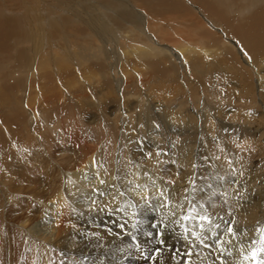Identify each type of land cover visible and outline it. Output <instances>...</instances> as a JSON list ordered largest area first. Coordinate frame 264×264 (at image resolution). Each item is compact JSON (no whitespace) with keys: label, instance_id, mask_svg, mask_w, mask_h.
<instances>
[{"label":"bare ground","instance_id":"obj_1","mask_svg":"<svg viewBox=\"0 0 264 264\" xmlns=\"http://www.w3.org/2000/svg\"><path fill=\"white\" fill-rule=\"evenodd\" d=\"M216 1L224 4L222 0ZM246 1L245 7L238 2V5L227 9L228 15H223L218 14L221 13L219 9L218 13L213 10L211 4L203 9L199 0H0V235H5L7 241L10 236L16 244L36 248L37 254L43 253L41 242H44L49 245L48 256H51V249L58 250L60 238L66 235V228L75 224L76 217L65 207L63 215L57 218L54 214L61 209L56 205L49 208L46 199L51 196L55 201L63 197L61 203L67 201L71 205L75 202L77 206L87 199L85 185L88 181L83 179L81 172L87 171L85 165L93 154H97V161L100 160L102 153L96 151L98 141H104L103 146L108 152L117 144L123 152L121 160L125 163L129 153L139 155L137 147L127 151L125 136L120 134L118 140L117 135L112 134L118 131L114 116L110 117L111 121L103 119L113 124L109 127L110 132L107 131L108 137L103 140L99 136L97 140L92 138L90 143L81 134L82 131L98 132L93 126L88 129L87 120L92 117L93 124L99 126L100 118L105 114L112 115L113 110L107 108L108 103L115 104L123 99L124 105L133 104L130 108H137V104L143 107L138 111L139 115L146 113L150 103L148 98L153 95L150 90L165 82L166 85L178 82L179 69L202 75L204 69L197 62V54H210L208 58L212 63L220 58L226 61L236 74H242V83L238 84L240 92L246 90V94H251L254 89L248 81V74L241 69L242 56L247 52L251 57L248 63H254L255 69L261 71L264 60V0ZM228 4H235V0ZM251 4L253 6L248 8ZM231 7L235 10L232 11ZM200 12L210 20L203 18V22L199 19ZM214 24L222 27L225 34L236 41L238 51L243 49L240 54L233 44H229L231 42L226 48L221 46L222 40L216 34L222 35V32H213L211 27L214 28ZM108 43L117 44L119 50L109 51ZM208 58L204 57L203 62ZM166 59L170 62L168 66L165 65ZM176 61L180 67L176 66ZM117 72L121 77H115ZM181 82L189 85L185 77ZM141 84L146 86L145 92L140 90ZM184 87L181 90L174 87L181 98L187 94L186 90L183 92ZM163 93L162 97L166 98ZM91 96L95 97V102L89 99ZM260 101L264 104V99ZM181 103H177L178 107ZM157 107L163 110L165 102L157 103ZM156 109L158 115L166 110L159 109L158 112ZM257 120L263 122L264 115L257 114ZM212 123L217 140L226 122L213 113ZM185 124L186 121L182 122ZM189 128L184 126L180 130L181 137L175 140L174 135L171 139L179 147L187 149L190 164L192 156L204 153L212 139L203 136L197 143L196 134ZM248 129L252 136L243 137L242 141L257 147L259 160H246V157H243L244 163L239 160L245 166L248 187L254 189L255 194L253 196L250 191L247 199L232 206L243 238L226 243L232 253L222 254L226 264H241V243L247 254L250 242L246 237L249 234L255 236L253 229L257 221L264 222V125L253 129L249 125ZM161 133L149 138L152 147L154 144L166 147V137ZM224 133L220 136L222 140L231 139ZM236 138L232 137V140ZM13 143L16 148L11 147ZM41 147L44 154L40 152ZM25 148L27 152H24ZM110 158L106 159L107 164L113 169L111 152ZM68 177L74 183H69ZM257 180L259 184L255 183ZM12 227L16 229V235L10 233ZM23 238L28 239L27 244L22 243ZM223 238L227 242L228 237L225 235ZM202 255L204 264H211L214 256ZM257 259L264 260V253H258ZM242 264H251V261H243Z\"/></svg>","mask_w":264,"mask_h":264},{"label":"snow or ice","instance_id":"obj_2","mask_svg":"<svg viewBox=\"0 0 264 264\" xmlns=\"http://www.w3.org/2000/svg\"><path fill=\"white\" fill-rule=\"evenodd\" d=\"M244 55L248 56V53L244 52ZM248 59L251 60V57L248 56ZM153 126L157 130L160 128L155 122ZM131 131L134 133L135 128ZM121 133L125 136V146L135 143L140 159L134 161L128 156L125 158L124 170L117 168L113 171L108 166L106 157L101 155L97 161V154H93L85 165L87 171L81 172L83 179L88 181L85 185L88 190L87 199L79 206L75 202L71 205L67 201L61 203L63 197L50 201L49 208L56 205L61 209L54 215L61 217L63 209L68 207L71 214L83 217L87 225L80 228L71 224V228L85 240L95 238L100 241L103 239L101 225L96 224L91 216L93 213L102 214L103 234L128 236V244L118 251L121 254L127 251L131 256V250L134 249L135 259L142 264H204L205 258L196 249L211 250L209 256L215 252L211 264H226L222 254H232L226 243L243 238L232 206L247 199L250 191L253 196L255 194V190L248 187L245 166L240 163L239 158H231L226 151L227 145L221 146L216 142L213 149L201 153L190 163L191 171L181 176L183 166L177 167L176 160L158 144H154L153 148H145L142 139H128L123 129ZM228 143L232 145L234 154L254 151L246 142L229 140ZM11 147L16 148V144H11ZM204 147L207 148V145ZM27 151L25 148L24 152ZM67 179L69 183H74L71 177ZM255 183L259 184L260 181ZM142 211L151 213V230L144 232L143 242L134 231L141 223ZM85 213L88 215L85 216ZM56 227L59 228L60 224L57 223ZM253 230L255 236L249 234L246 237L250 242L247 254L241 243V264L249 260L251 264H264V260L257 259L258 253H264V222L257 221ZM225 235L228 237L227 242L223 238ZM22 243L27 244L28 239L23 238ZM41 244L43 253H38L39 258L32 259L30 264H106L105 257L90 261L89 256L82 254V259L71 258L55 248L51 249L52 255L48 256L49 245L44 242ZM100 246L98 243L97 247ZM30 251L31 249L26 248L21 253L24 264H29L26 253Z\"/></svg>","mask_w":264,"mask_h":264},{"label":"rangeland","instance_id":"obj_3","mask_svg":"<svg viewBox=\"0 0 264 264\" xmlns=\"http://www.w3.org/2000/svg\"><path fill=\"white\" fill-rule=\"evenodd\" d=\"M199 1H202V2H200V5L203 9H204V7L206 8V6L211 4L212 7L214 8L213 10H215L218 13L217 9H219V11L221 13H218V14L224 13L223 15H226V14L228 15L229 10H227V9H229L230 6L238 5V2H239V4L242 5L241 7H245L247 5L246 0H244L243 2H241L240 0H235V4H233V5L228 4V3H231V0H225L227 5L225 4L224 0H222V2L224 4H222V3L218 4L216 0H212V1L211 0H199ZM214 1H216V2H214ZM203 2H204V5L202 6ZM216 3H217V5H216ZM252 6H253V4L249 5L248 8L252 7ZM231 10L233 11L235 9L232 8ZM202 14H203V17L201 16ZM198 17L202 21H203V18H207L205 16V14L202 12H200ZM210 18L214 21L213 17H210ZM208 20H210V19H208ZM214 25H215V27L213 26L214 28L211 27V30L213 32H216L219 30L222 32V35L219 33L216 34L217 36L219 35V39L222 40L221 44H223V45H221V44L220 45L222 47L225 46V48H226V46L228 45L227 43L231 42L229 44L230 45L233 44V46L238 51V44L236 43V41L233 38H231L230 36H227L222 27H220L219 25L217 26L216 24H214ZM182 36H185V35H182ZM223 37L224 38L226 37V38L224 39ZM116 45L108 43L107 48L109 49V51L112 50V51L117 52L119 49ZM230 45H229V47H230ZM239 51H241V50H239ZM239 54H240V52H239ZM197 55H198L197 57L199 59V60H197V62L202 64L203 66L201 68H203L205 70L204 71L202 69L203 70L202 75L200 73L198 75L197 72H195V73L190 72L189 73V72H187L188 71L187 69H179L178 82H176V83L170 82V83H168V85H166L167 82H165V83L161 84L162 86L158 87L159 89H161L160 91L156 86L152 85L155 88H154V90H152L153 89L152 88L150 90V92H152L153 95L157 94L159 96H153V95L149 96V98H148L150 101L149 108L148 109L146 108V113H141L140 115L138 114V111L142 110L143 107L139 106L138 104H137V108L134 109V108H130V104L133 105L132 103H128L127 105H124L123 102H125V101L123 99L116 101L115 104L108 103L107 108L108 109L112 108V110H113V111L111 110L112 115L109 116V115L105 114L103 116L104 118L103 117L100 118V119H102V121L99 119V122L97 123V125L100 123L99 126H96V124H93V122L91 121L92 117H90V119L87 120L88 129L91 130V126H93L92 128L98 129V132L97 133H95V132L91 133V132L87 131L85 133L82 131L81 134H83L85 136V138L88 139L87 142H90L91 139L95 138V137L97 140L99 138V136H101L102 140H103L104 137L105 138L108 137L107 134H108V132H110V131H108L109 127L111 125H113L112 123L107 122V120L111 121L110 117H113V116H114L116 126L118 125L117 126L118 131L117 132L114 131V133H112V132L111 133L113 135L116 134L118 140H120L119 135L120 134L122 135L121 129H123L125 133L127 132L126 133L127 138L133 139V140H135L137 138L142 139L144 141L145 148H153L151 145V140H149V138L155 134H159V132H162L163 135H165V137H166V139L164 140L166 147L162 146L161 149L166 151L171 156L172 159L176 160V166L177 167L183 166L181 168V172H180L181 176H184L186 172L191 171V169L189 168L190 164L188 161V152H187V149L186 150L184 149V146L179 147L178 145H176L177 142L172 143L173 140L171 139V137L175 135V140H177L178 137H181L180 133L182 131V128H184V126L185 127L190 126L189 129L194 131V135L196 134L197 143L201 142V140L203 139V136H205V139H209V140H210V138L212 139V141L209 143L210 147L208 149H206L205 152L213 149L215 143L219 142L221 144V146L227 145L228 148L226 149V151H227V154L231 158H234V159L239 158L243 161V157L244 158L246 157V160H248V159L250 160L252 158V161H258L259 159L257 160V158L259 156H258V154H257L258 152L256 150L257 147H253L251 145V147H253V149H254V152L252 151L253 153L245 151L243 153L237 152L234 154L232 152V148H231L232 145L229 144L228 141L232 140V137L233 138L237 137L235 140H237L239 142H243L242 141L243 137L248 138V137L252 136V132L248 129L249 125H250L251 129H253L255 127H262L264 125V120H263V122L262 121L258 122V120H257V114H260L261 116L264 115V104L260 101V100L263 101V99H264V92L262 93V91H264V83H263L264 82V60L262 61V64L260 67L261 71L260 70L257 71L254 67L255 64L254 63H248V57L242 54L244 61L241 64L242 65L241 69L243 70V72H246V74H248V81L250 82L251 85H253V89H254L251 94H246V90L240 92V90L238 89L239 82L242 83V81H241L242 74L241 75L236 74L234 72L233 67L228 66L229 64L226 61H224L220 58L219 59L220 61L216 60V62L212 63L211 60H209V58H208V57H210V54H208V55L206 54L207 56L206 55L202 56V54H197ZM263 56H262V58H264ZM204 57L208 58V59H204V62H203ZM171 58H173V57H171ZM200 60H201V62H200ZM208 62L210 64L206 65V63H208ZM219 62H220V66L218 65ZM169 63L170 62L166 59L165 65L168 66ZM221 63H222V66L224 65L223 67H225V66L226 67L223 68L221 66ZM179 65H180L179 62L176 61V66H179ZM244 66H246V67H244ZM220 67L223 69H221ZM207 69H208V73H207ZM258 72L260 73V75H258ZM115 77L116 78L121 77L119 72H117ZM183 77L187 78V80L189 82L188 86L181 82V79ZM198 78L201 80H199ZM143 83H144L143 85H146L145 82H143ZM143 85L141 84L139 86V88L142 92H145L146 86H143ZM183 86H185L183 88V92H185V90L187 91L185 98H181L180 95H177L178 92L174 91L176 87L180 88V90H181ZM163 92H165V93H163ZM162 93L166 96V98L162 97ZM91 97L89 99L93 100L95 98V97H92V98ZM167 98H169V99H167ZM104 100H106V97L104 98ZM93 101L95 102V99ZM133 101H134V99L133 100L131 99V102H133ZM161 101L165 102V107L163 108V110L161 108H159L160 106L157 107V103H161ZM181 101H182V103L178 107L177 103H179ZM183 103H184V105H182ZM185 106L189 110L186 109ZM47 107L48 106H45V108H47ZM183 107L185 109H183ZM156 108H158V109H156ZM154 109H156L158 112H160L159 109L161 111H164L165 109L166 110L162 113H159V115H161V116H159ZM181 110H182V112H181ZM155 112H156V114H155ZM96 113H99V112H96ZM176 113H178V114H176ZM213 113L218 114L220 119H222L226 122L224 124L225 126L223 125V127L226 129L222 128V133H220L218 136L220 137L221 134H223L225 132L226 133V134L224 133L225 137H231V139L226 138V139L222 140L221 137L220 138L218 137L217 140H213V137L216 138V136H217L213 133V125H212L213 124L212 123V114ZM150 115H152V116L149 118ZM170 117H171V119H170ZM103 119H107V120L105 121ZM167 120H168V122H167ZM184 121H186V124L182 125V122H184ZM154 122L158 123L160 125V127L165 131L160 130L161 128H159L160 131L155 129L153 126ZM140 125H143L144 128L139 127ZM247 125H248V127H247ZM228 127H230V128H228ZM132 128H135L134 133L131 131ZM176 129H178V130L176 131ZM72 131L73 130H71V132ZM260 131H262V130H260ZM90 135H92V136L90 137ZM257 136H258V134H257ZM123 137H124V135H123ZM103 142L104 141H100V142L98 141V143L96 145V151L99 154L102 153L101 155H103L104 157L107 156L106 159H110V160H111L110 152L113 153V160H112V162H110V163H113V165H114V168L112 170L115 171L117 168H120L123 171L125 162H123V160H121V155L123 154V152L121 153V148L118 147V145L116 144L115 149H114V147H112L108 152L107 147L104 148ZM90 143H92V141ZM101 146H103V148ZM133 147H136L135 143L127 145V151L131 152ZM42 148L43 147L40 148V152L44 154L45 150L44 149L42 150ZM131 153H129V155L133 158L134 161L140 159L139 155H134ZM244 154H245V156H244ZM252 155H253V157H252ZM162 159H167V157H162ZM192 159H191L192 162L195 161V159H197V155L192 156ZM117 160H119V162H118L119 164L117 163ZM185 161L189 165L185 164ZM243 163H244V161H243ZM108 166H109V164H108ZM173 170H175V169L173 168ZM49 197H48L49 199H46L47 203L52 201L51 198H53L51 196H49ZM87 215L88 214L85 213V216H87ZM101 215L102 214L93 213L91 216V219L93 221H95L96 224L101 225L100 230H101V233L103 236L102 240L97 241L95 238H93L91 240H85V239L81 238L77 234V232H75L72 228L68 227V228H66V231L64 232L66 235L64 237L60 238L61 242H60V247H57L58 250L63 251L64 253L67 254V256H69L71 258H77L78 257V258L82 259V254L87 255V256H89L90 261L97 259L98 257H105L106 256V258H107V259L105 258L106 264H142V262L137 261L135 259V250L134 249L131 250V252H132L131 256H129L127 251L123 254H121L118 251L119 248L124 247L125 245L128 244V242H129L128 236L121 234L119 237H117V236H105L103 234V225H102V221H101ZM150 216H151L150 212L142 211L141 223L139 224V227L134 230L136 232L138 239L141 242H143L145 239L144 232L151 230V226L149 223ZM75 217H76L75 218L76 219L75 224H77L80 228L87 227L83 217H79L77 215H75ZM12 229L10 228V231H11L10 233H13L14 235H16V229L14 227H12ZM67 229H69V230H67ZM93 229H95V225H93ZM113 231H118V230L113 229ZM0 236H3V234ZM3 238H4V240H2ZM5 240H6L5 235L3 237H0V264H8V263L9 264H14V263L15 264H24V259L21 258L22 257L21 252L24 253L25 249L29 248V247L26 245H25L26 246L25 247L21 243L16 244L10 236L8 237V241L7 240L5 241ZM11 241H13L15 244ZM9 242H11V243H9ZM98 243L101 245L100 247H97ZM11 244H13V245H11ZM18 244H20V245H18ZM3 245H5V246H3ZM11 246H13L14 248H12ZM11 248L13 249V252H12ZM197 250L200 251L201 249H197ZM209 251H211V250H209ZM209 251H203L202 253L203 254L205 253V255L208 254V257H213V256L215 257V254H214L215 252H212V255L209 256ZM30 252L26 253V257H27V260L29 259L28 260L29 262H31L32 259H34V257L38 259V256H37L38 250L36 248L32 247ZM11 253H13V254H11ZM202 253H201V256H203ZM14 254H16L15 255L16 257L14 256ZM12 258H17V259L13 260ZM59 259H63V257H59ZM110 260H111V263L109 262Z\"/></svg>","mask_w":264,"mask_h":264}]
</instances>
